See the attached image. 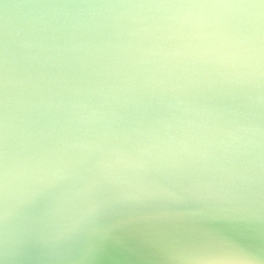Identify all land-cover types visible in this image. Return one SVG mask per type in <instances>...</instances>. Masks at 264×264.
<instances>
[{"label":"water","instance_id":"1","mask_svg":"<svg viewBox=\"0 0 264 264\" xmlns=\"http://www.w3.org/2000/svg\"><path fill=\"white\" fill-rule=\"evenodd\" d=\"M0 264H264V0H0Z\"/></svg>","mask_w":264,"mask_h":264}]
</instances>
